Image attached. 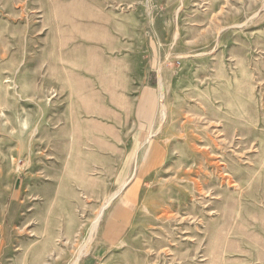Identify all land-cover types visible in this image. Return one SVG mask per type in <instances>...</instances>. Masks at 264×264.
<instances>
[{
	"label": "rangeland",
	"instance_id": "1",
	"mask_svg": "<svg viewBox=\"0 0 264 264\" xmlns=\"http://www.w3.org/2000/svg\"><path fill=\"white\" fill-rule=\"evenodd\" d=\"M0 264H264V0H0Z\"/></svg>",
	"mask_w": 264,
	"mask_h": 264
},
{
	"label": "crops",
	"instance_id": "2",
	"mask_svg": "<svg viewBox=\"0 0 264 264\" xmlns=\"http://www.w3.org/2000/svg\"><path fill=\"white\" fill-rule=\"evenodd\" d=\"M129 189V192H126L124 195L120 193V198L111 202L110 209L102 217V223L99 230L100 235L95 244V251L96 249L97 252L100 251L104 246L110 248L113 244L118 242L119 237H117L116 233L120 231L119 234L121 236L122 231L130 222L129 211L134 199V191H136V188L135 186H130ZM131 192L133 193V196L130 195Z\"/></svg>",
	"mask_w": 264,
	"mask_h": 264
},
{
	"label": "bare ground",
	"instance_id": "3",
	"mask_svg": "<svg viewBox=\"0 0 264 264\" xmlns=\"http://www.w3.org/2000/svg\"><path fill=\"white\" fill-rule=\"evenodd\" d=\"M159 81H160V83H161V77H160V79H159ZM160 85V84H159ZM164 94H165V91H164V89L161 87V90H160V93H159V114H160V118H159V122H158V124H160L161 123V121L163 120V118L165 117V107H166V105H165V100L166 99H164ZM163 122V121H162ZM159 127V126H158ZM155 132L156 131H158V128L156 127L155 128V130H154ZM154 132H152L151 134H150V137L152 136V134H153ZM149 137V138H150ZM124 183H126V182H124ZM124 186V184H122L121 185V187H123ZM119 189V188H118ZM116 194V193H115ZM112 197V196H111ZM110 197V198H111ZM109 198V199H110ZM103 209V208H102ZM101 210V209H100ZM101 213H102V210L99 212V215L97 214V216L99 217L100 215H101ZM95 223V222H94ZM96 225H97V222L93 225V228H92V231H94L95 229H96Z\"/></svg>",
	"mask_w": 264,
	"mask_h": 264
}]
</instances>
